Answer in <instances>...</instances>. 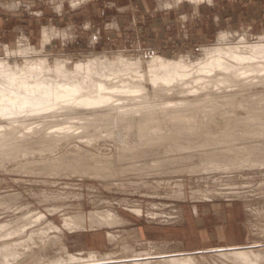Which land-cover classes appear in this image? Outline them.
Masks as SVG:
<instances>
[{
	"label": "bare ground",
	"instance_id": "obj_1",
	"mask_svg": "<svg viewBox=\"0 0 264 264\" xmlns=\"http://www.w3.org/2000/svg\"><path fill=\"white\" fill-rule=\"evenodd\" d=\"M179 1L173 0L174 3H179ZM191 1L199 3L203 0ZM71 7L73 8V6ZM224 30L220 31L216 37V44L204 46L202 56L200 55L201 57L197 58L196 61L184 58L170 60L159 54H152L153 56L146 60V63H143L139 59L135 58L136 60H133L119 54H114L111 58H107L106 55H95L94 57L88 56V59L85 58L84 62L75 64L73 68H68L69 66L67 67L65 60H60L61 58L53 60L52 57L53 64H49L44 59L45 56L43 58L31 57L33 52L38 54V51H41L42 48L38 50L30 43H24V55L27 52H32L29 54L31 58L28 57L22 62L11 60V58L9 60L8 56L7 59L0 58V154L16 152L20 155H27L34 154L37 151L48 152V150L51 152V140L60 141L77 138L86 144L93 145L97 139L108 137L113 139L115 143V152L110 157L101 156L104 158H98L94 152L90 153L77 148L67 154V159L75 164V167L82 169L81 171L104 180L121 176L127 172L141 173L142 175H140L145 178L143 173L152 171L157 173L184 170L185 173H187L186 171L200 173L201 171L217 170L216 172H218L222 168L229 169L234 164L240 165L247 162L251 165L259 163L260 167L261 164L264 166V95L261 93L262 91H257L258 93L253 95H249L248 92L257 85H264V39L259 36V39L263 42L248 43L243 37L233 43L231 42L233 40H227L228 33ZM50 36L47 29H42V43L53 37ZM4 50L7 55L14 51L6 45H4ZM177 96L176 100L175 97ZM235 96H238L236 98L238 99V106L243 111L245 110L246 115L235 117L233 124L225 127L224 131L219 134L203 133L202 128L198 125L201 118L197 121L196 114L193 115L191 111H200L204 115H208L210 112L213 113L217 106L225 105L226 107V105H231L235 100ZM164 119L170 122L168 127H165L167 124L162 121ZM161 121L164 126L155 128L154 125L159 124ZM98 126H104L105 129H97ZM231 139L242 140L243 144L236 147L227 144L217 146L218 142H229ZM101 154L103 155V153ZM217 154L224 155L228 160L222 157V159L218 158ZM244 155L252 158L248 159ZM190 157H197L200 159L199 163H185V159ZM239 157L243 158L240 159ZM196 161L198 162V160ZM62 162L64 163V161ZM32 164L28 163L27 165L31 166ZM42 166L46 170L45 168L47 166L48 168L51 167V164ZM252 169L253 167H251ZM230 171L232 170L229 169ZM146 183H144V186ZM24 200L26 198L22 201ZM140 207L135 206L132 210L140 214L143 212ZM59 208L61 209V207ZM54 209L59 210L58 208ZM25 212L24 215H26ZM146 212L150 215L153 214L150 211ZM38 217H41V213ZM125 218L108 208L100 211L96 210L88 216L84 213L71 215L64 218V224L68 229L77 230L86 228L87 221L91 226L102 227L123 224ZM7 225L8 223L4 224V222L0 224V236L13 233L10 232ZM38 229L41 230L40 227ZM112 233L114 234V232ZM107 235L109 236V234ZM20 236L22 238V235ZM29 237L31 236L29 235ZM33 243H35L34 240ZM20 244L22 243L20 242ZM24 244L26 245V243ZM1 245L0 251L2 253L0 252V256H2L4 264H28L35 259L36 255L38 257V254H34L36 252L34 251V253H28L17 259L16 256L20 253L15 250L16 248L7 247L6 243ZM256 246L257 244H233L209 247L195 253L185 250L173 252L158 250L157 253L138 252L131 255L127 253L120 258H115L111 255L112 252L101 254L97 251H89L87 257H76L71 253L73 255H68L66 260H56V258L51 260L50 264H264V248H262L264 246Z\"/></svg>",
	"mask_w": 264,
	"mask_h": 264
},
{
	"label": "rangeland",
	"instance_id": "obj_2",
	"mask_svg": "<svg viewBox=\"0 0 264 264\" xmlns=\"http://www.w3.org/2000/svg\"><path fill=\"white\" fill-rule=\"evenodd\" d=\"M229 3L231 4V6ZM223 5H225L226 11L221 13L223 15L222 22H219V24L217 25V31H215V33L210 34V36L205 40H186L184 39V37H173L170 34L168 37H165L164 40H161L159 48H152L148 46L147 38H149L148 35L150 34L149 31L146 30L147 24L143 23L142 18H140L137 14L139 10L138 1L131 0L128 5L131 11H128V13L131 12V18L135 22V26L133 27V29L129 30V28L124 27V29L121 31H111L110 33H108L109 35L107 39L105 38L106 36H104L105 32H101L102 38L105 39L102 40L101 38L99 42L94 45H87V36L85 32H82V30L79 29L78 37L72 41H69L65 46H58L59 44L54 45L53 42L51 45H48L45 49L38 51V54L37 52H31L32 54L30 52H27V54H25L27 56H25L23 52V47L25 44L30 43L32 46L38 48V50L40 49L36 44V36H31L30 38H27L23 35V33H21V31H18V29L25 28L27 26L29 20V12L12 11L11 13H13V15L10 16L13 17V19H11L12 24L10 22L9 27H3L2 29L4 31H0V58H8L9 60L11 58V60H17L18 62H22L26 58L30 57L29 54H31V57L33 58H37V56L38 58H43L45 56L44 59H46L49 64H53L52 59L55 60L61 58L60 60H65L67 67L69 66L68 68H73L75 64H78L79 62H84L85 58L88 59L89 57H94L95 55H106L107 58H111L114 54H119L125 58H130L133 60L139 59L143 63H146V60L150 59L151 56H153L154 54H159L170 60H179L181 58H184L186 60L189 59L196 61L197 58H200L202 56V52L205 47L216 44V37L218 36L219 32L224 29V31H227L228 33L227 40H233L231 41L233 43L243 37L244 40L248 41V43H255L256 41L257 43L263 42V40L261 39H264V0H225L223 2ZM248 5H250V7L252 6V8L248 9ZM230 7L231 10H229ZM43 12L47 15L46 18H43L46 22L49 20V18H51L52 21L56 23L61 22L62 24H64V22L67 21L66 18L62 19L63 16H60L59 14L57 16V14H55L56 11ZM69 12L70 11H62V15H65L69 19ZM81 12L82 11H78V13ZM113 12L114 11H86V13H89V18L91 19L90 25H92L93 27L96 26L94 24L98 21L101 22L102 20H111L112 15H115V13ZM35 13L37 12L35 11ZM72 14L74 15V12H72ZM4 16L6 17L7 15L3 14V17ZM80 16L81 15L79 14V19L81 18ZM72 18H74L75 20L76 17L73 16ZM81 23L82 21L80 22V24ZM34 25L38 26L37 22L34 21ZM5 30H7V32H5ZM259 36L260 38H262L259 39ZM4 45L8 47L10 46V50L14 51L7 55L4 50ZM257 91H262L261 93L264 95V85H257L248 92L249 95H253L255 93H258ZM177 98L178 96L175 97L176 100ZM236 98H238V96H235V100L231 105H226V107L225 105L217 106L215 110L213 109L214 112H210L208 115H204L200 111H191L193 115L196 114V120H200L201 118L200 121H197H199L198 125L200 126V128H202L201 130L203 131V133L219 134L224 131L225 127L229 126L230 124L232 125L234 119L246 115L245 110L243 111L238 106V99ZM236 114L238 115L236 116ZM214 116L216 119L214 118ZM216 116L219 118H217ZM162 121L167 124L165 125V127L169 126V121H166L165 119ZM162 121L160 122L161 124L157 123V125H154L155 128L163 127L164 123ZM97 129L103 130L105 129V127L98 126ZM51 141V152H49L48 150V152L41 151L42 154L40 151H37L34 154L31 153L27 155H20L16 152L0 154V195H2L0 196V199H2L0 200V224H3V222L4 224L8 223L7 227L10 228V232H13L12 234L6 235L7 237L1 235L0 245H4L6 243L7 247L14 249L16 248L15 250H18V253H20V255L16 256L17 259H20L28 253H34V251H36L34 254H38V257L37 255H34L36 260L34 259L32 262L29 261L30 263L28 264H50V262H52L51 260H55L56 258V260H66L68 258V255L73 254L76 257H87L89 251H97L101 254H110L112 252L111 255L115 256V258H120L126 255L127 253L128 255H131L132 253L138 252L157 253L158 250L162 252L184 251L180 250L176 246H173L174 239H177L178 236L182 234V227L186 226L185 223L191 222V220H195L194 215L191 212L192 205L194 203L200 204L203 202L205 203L207 201L217 203H234V206L238 207L237 215L241 219L240 227L242 229L244 237L243 244H257L256 247L264 246V166L262 164V168L260 167L259 163L254 165H251L249 162L240 165L234 164L232 168H229L233 172H229L228 168H222L220 169L221 171L218 170V172H216L217 170H207L201 171L200 173H190L189 171H186L187 173H185L184 170H174L175 172L172 170L170 172L163 171L165 174L163 172L156 173L151 170V174L142 172L143 175H145V178L141 176V173L140 175L139 173L134 174L127 172L121 176L104 180L89 175L81 171L82 169L75 167L76 165L71 163V161L67 159V154L72 152L74 149L79 148L80 150L83 149L84 151L90 153L94 152V154L97 155L98 158H104L105 156L110 157L115 152V143L113 139H109L108 137L99 138L97 139V141H95L93 145L86 144L77 138L60 141ZM244 143L247 144L246 142ZM58 144L61 146H59ZM71 144L73 147L71 146ZM226 144L229 146L236 147L237 145H242L243 141L231 139L229 140V142H218L217 146H223ZM53 149L54 151H52ZM101 153H103V155ZM217 157L220 159L225 158L228 160V158L222 154H217ZM246 157H248V159L252 158L249 156ZM196 158L197 157H190L185 159L184 162L187 164L191 162L199 163L200 159ZM239 158L242 159L243 157ZM196 160H198V162ZM62 161H64V163ZM28 163L33 164L29 166L27 165ZM47 163L49 165L51 164V167L48 168L47 166V168H45L46 170H44L42 165H48ZM217 163L222 164L224 162ZM251 167H253L252 170ZM223 172H225L226 174ZM192 173L194 174L192 175ZM137 175L139 176L137 177ZM146 175L149 177L147 178ZM123 180H126V184ZM130 182H132V184H130ZM134 182L138 184L135 183L136 185L134 184V186ZM144 183H146L145 186ZM154 184L155 186H153ZM46 195L48 196L47 199ZM24 197L26 198V200H24L25 202L22 201L23 199H25ZM55 201L57 202V205ZM50 203L51 205H49ZM107 203L110 205H108ZM135 206H141L140 208L143 212L140 214L134 212L132 209ZM59 207H61V209ZM54 208H58L59 210ZM108 208H110L112 211H115L122 218L126 217L124 219V225L113 224L110 226L105 225L102 227L91 226L87 221L86 228H80L76 230L68 229V227H66L64 224V218L69 217L71 215L73 216L78 213H84L86 216H88L96 210L100 211ZM146 211H150L153 214L150 215ZM24 212L26 215H24ZM40 213L42 218L38 217ZM29 214L31 215V217ZM42 215H44L45 217ZM21 221H23L24 223H20ZM39 227L41 230L38 229ZM17 228L20 229L14 232L13 230ZM108 231L111 233H109ZM112 232H114V234ZM107 234H109V236ZM20 235H22V238ZM29 235L31 237H29ZM56 237H58L59 239H57ZM36 239L38 240V243ZM118 239L120 242L118 241ZM33 240L35 243H33ZM8 241L10 242L8 243ZM12 241L14 242V244ZM20 242L23 245L20 244V246ZM24 243H26V245ZM1 246L0 249L2 248ZM45 247L46 249H44ZM205 249L207 248L194 251H185L195 253L203 251ZM45 258H48L49 260L47 259V261ZM2 261V256H0V264H4V261Z\"/></svg>",
	"mask_w": 264,
	"mask_h": 264
},
{
	"label": "crops",
	"instance_id": "obj_3",
	"mask_svg": "<svg viewBox=\"0 0 264 264\" xmlns=\"http://www.w3.org/2000/svg\"><path fill=\"white\" fill-rule=\"evenodd\" d=\"M73 1L0 0V31H4L3 27H9L11 19H13V17H10L13 15L12 11L29 12L27 26L25 28L19 27L18 31H21L27 38L36 36L38 47L45 49L53 42L54 45L65 46L69 41L78 37L79 29L85 32L87 45H94L102 38L101 32H105L104 36L107 39L108 33L111 31H121L124 27L130 30L135 26V22L130 15L131 12L128 13V11H131L128 7L131 0ZM137 1L139 4L137 14L142 18V22L147 24L146 30L150 34L148 35L149 38H147V45L152 48H159L161 40H164L170 34L173 37H184L186 40H205L210 34L217 31V25L223 20L221 13L226 11L225 5H223L225 0H203V3L199 2L200 4L191 0H180L179 3H174L173 0ZM248 6V9L252 8V6ZM229 10H231V7ZM43 11H56L55 14L57 16L59 14L63 16L62 19L66 18L67 21L62 24L61 22L56 23L49 18L46 22L43 18H46L47 15ZM62 11H70L69 19L65 15H62ZM78 11L82 12L78 13ZM86 11H114L115 15H112L109 21L102 20L101 22H96L94 24L96 26L93 27L90 25L91 19L89 18V13H86ZM72 12H74V15ZM3 14L7 16L3 17ZM79 14L81 15L80 19L78 18ZM73 16L76 17L75 20L72 18ZM34 21L37 22L38 26L34 25ZM81 21L82 23L80 24ZM42 29H47L49 34L53 36H50L51 38L43 43ZM105 38H102V40ZM237 211L238 207L234 206V203H217L212 201L200 204L194 203L191 207V212L195 220L185 223L186 226L182 227V234L177 239H174L173 246L180 248V250L194 251L209 247L243 243L244 237L240 227L241 219L237 215Z\"/></svg>",
	"mask_w": 264,
	"mask_h": 264
}]
</instances>
